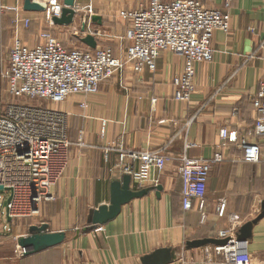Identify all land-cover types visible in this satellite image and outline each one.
I'll use <instances>...</instances> for the list:
<instances>
[{"label": "crops", "instance_id": "crops-1", "mask_svg": "<svg viewBox=\"0 0 264 264\" xmlns=\"http://www.w3.org/2000/svg\"><path fill=\"white\" fill-rule=\"evenodd\" d=\"M206 1L208 6L214 3L221 8L219 0ZM24 2L0 0V40L34 46L40 31L49 28L42 13L23 10ZM114 6L104 7L99 13L101 22L95 24L119 40L125 26L116 20ZM228 14L230 30L213 34V59L196 66L195 92L188 102L172 98V79L183 70L182 57L162 52L154 72L126 70L120 79L102 83L99 92L87 99L86 109L79 107L81 100L76 97L58 109L67 122L69 118L71 161L54 188L53 203L42 205L36 215L39 225L30 224L28 233L31 227L45 225L47 233H62L65 239L60 245L27 255L23 264H141L142 257L162 248L172 252L168 264H222V259L210 255L193 258L194 253L188 252L174 258V252L192 241L216 239L234 217L237 233L261 217L244 241L251 263L264 264V136L256 139L251 135L255 121L251 101L264 79V0H235ZM24 19L31 21L28 28L22 24ZM223 128L260 144L261 160L247 164L236 146L223 149V163L213 166L209 175L204 211L194 203L185 212L180 202L182 180L176 171L179 159L183 153L189 158L210 159ZM79 133L83 145H78ZM187 144L194 146L185 149ZM120 147L161 151L167 159L164 169L160 174L153 171L151 178L157 183L145 184L149 190L145 197L123 206L118 217L106 225L92 226V212L109 204L110 184L121 182L125 175L115 169ZM131 166L137 169L139 163ZM158 186L162 187L159 196ZM130 187L134 189L131 182ZM221 202H225V212L218 217ZM202 213L205 218L201 221ZM15 221L5 223L11 230L14 226L19 230L22 224Z\"/></svg>", "mask_w": 264, "mask_h": 264}, {"label": "built area", "instance_id": "built-area-1", "mask_svg": "<svg viewBox=\"0 0 264 264\" xmlns=\"http://www.w3.org/2000/svg\"><path fill=\"white\" fill-rule=\"evenodd\" d=\"M219 1L221 9L201 0H134V8L120 12L127 27L119 40L126 46L117 55L97 45L95 49H67L49 29L40 31L34 46L13 41L6 67L0 72L8 97L7 103L0 106V192L6 193L0 219L32 218L44 203L54 201V188L71 160L67 117L55 105L76 97L81 100L79 107L86 109L87 99L99 92L102 83L120 79L126 70L136 74L154 72L162 52L182 57L183 70L172 79V98L188 102L195 92L196 66L213 59V34L230 30L228 11L235 0ZM42 2L46 5L43 20L49 27H58L52 19L60 18L64 0ZM30 22L22 20L25 28ZM73 26L74 19L67 27ZM251 104L255 113L251 135L258 139L264 136V79ZM82 138L79 133L78 145H83ZM219 139L210 159L189 158L184 153L179 159L176 171L182 180L180 202L185 212L192 210L194 203H198L200 212L204 211L209 175L213 166L223 163V149L236 146L247 164L261 160L260 144L225 128L219 131ZM193 146L187 144L185 149ZM166 160L161 151L135 152L120 147L115 169L130 176L133 188L140 191L149 181L156 185L152 173L160 174ZM132 162H138L139 167L133 168ZM224 212L225 202H221L216 214L223 217ZM204 218L202 213L201 221ZM237 227L234 217L228 228L217 233L216 239L225 243L204 247L205 255L222 259V264H252L246 241L238 239Z\"/></svg>", "mask_w": 264, "mask_h": 264}, {"label": "rangeland", "instance_id": "rangeland-1", "mask_svg": "<svg viewBox=\"0 0 264 264\" xmlns=\"http://www.w3.org/2000/svg\"><path fill=\"white\" fill-rule=\"evenodd\" d=\"M76 1H77L76 3L77 12L75 14L76 16L75 26L71 28H68L67 26H58L59 29H55L53 27H49L48 25H46V28H49V30H51L54 36L58 38L59 41L67 49L87 48V46L84 45L81 42V40L86 36H92L97 46L110 48L111 50L115 49L117 51V54H120V49L126 46L124 42L120 40H114L115 38L113 39V36L110 35V33L108 35V32L105 31V29H102L101 26L96 25L95 23L101 22V17L99 16V13L103 11L104 7L109 6L108 8L110 7L115 8L114 4H116L117 6L116 13L118 16V19L116 20L118 22L120 21L126 28L127 22L120 18V12L134 8L135 6L134 0H107V2L105 3H104L105 0H76ZM201 1L206 5H210L206 0H201ZM212 4L214 6V3ZM93 17H99V20L94 22L92 20ZM86 33L89 34L85 35ZM10 46L11 43L5 42V39L0 40V72L6 67L7 56ZM114 54L117 55L115 52ZM4 91H5V85L0 78V106L5 105L8 101V97L5 95ZM65 103L66 102L59 105H55L54 107L55 109H62ZM68 123H69V118H68ZM0 195H2L3 197V199L0 200V207L3 206V211H4L6 205V200L4 199V196L6 195V193L0 192ZM51 203H53V201ZM107 204L108 203H106V205ZM94 208H97L96 205H94ZM94 208H91L90 211L93 210ZM34 217H36V215L33 216L32 218L14 219L16 220L14 222L15 224L16 223L22 224L19 230L15 229V227L17 226H14L13 230H11L9 226L8 229H6L5 226L6 217H3L2 220L0 219V264H23L22 261L23 259H25L24 257L26 256L20 250L21 247L19 241L20 239L29 236L28 226L30 224L39 225L40 218L39 217L34 218ZM83 225H84L83 223L79 224V226H83ZM97 227H101V226H97ZM203 251H204V247L191 248L187 244L186 245L184 244L181 249L174 252V256L177 254V256H175L174 258H178L180 254L183 252L191 253V255L194 253L193 258H200L201 255H203V257L205 256V253Z\"/></svg>", "mask_w": 264, "mask_h": 264}, {"label": "water", "instance_id": "water-1", "mask_svg": "<svg viewBox=\"0 0 264 264\" xmlns=\"http://www.w3.org/2000/svg\"><path fill=\"white\" fill-rule=\"evenodd\" d=\"M75 0H64L65 7L62 9L60 18H53L52 23L57 26H68L72 23L76 11L74 9ZM23 10L26 12L43 13L46 10V5L42 0H25ZM94 22L99 20V17H93ZM81 42L91 49H95L96 42L92 36H86ZM130 176L124 175L121 182H112L110 184V200L108 205L99 206L91 214L90 223L92 226H104L113 221L121 212L123 206L130 203L132 200L145 197L149 190L143 189L133 191L130 187ZM3 188L0 187V191ZM157 195L162 190L161 186L156 187ZM264 209V207H263ZM261 218V217H259ZM259 218L246 223L239 229L238 239L247 240L251 237V229ZM28 237L22 238L19 241L20 247L25 256L32 255L41 250L54 247L63 243L65 236L62 233H47L45 225L37 228L31 227ZM225 241L217 239H201L187 243L191 248H202L207 245H223ZM172 260V252L169 248L155 250L151 254L141 258V264H168Z\"/></svg>", "mask_w": 264, "mask_h": 264}]
</instances>
